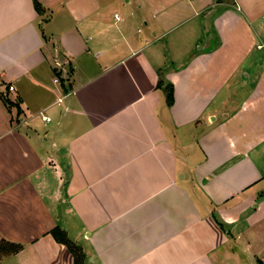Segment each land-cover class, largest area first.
Returning a JSON list of instances; mask_svg holds the SVG:
<instances>
[{
	"label": "crops",
	"instance_id": "crops-1",
	"mask_svg": "<svg viewBox=\"0 0 264 264\" xmlns=\"http://www.w3.org/2000/svg\"><path fill=\"white\" fill-rule=\"evenodd\" d=\"M39 2L0 0V264H74L56 227L85 264H264V0Z\"/></svg>",
	"mask_w": 264,
	"mask_h": 264
},
{
	"label": "trees",
	"instance_id": "trees-1",
	"mask_svg": "<svg viewBox=\"0 0 264 264\" xmlns=\"http://www.w3.org/2000/svg\"><path fill=\"white\" fill-rule=\"evenodd\" d=\"M36 11L42 15L44 14V9L40 4L39 0H33ZM164 86L162 81L158 82L157 88L160 89ZM164 91L167 94L168 105H172L174 103V89L172 85H168L165 87ZM221 225V224H220ZM51 235L55 239L56 242L66 246L70 253L73 256L74 264H85V254L80 246L75 244L72 240L69 239L67 233L59 227L54 228L51 231ZM22 249V245L20 244H12L8 243V255L16 254L20 252Z\"/></svg>",
	"mask_w": 264,
	"mask_h": 264
},
{
	"label": "built area",
	"instance_id": "built-area-1",
	"mask_svg": "<svg viewBox=\"0 0 264 264\" xmlns=\"http://www.w3.org/2000/svg\"><path fill=\"white\" fill-rule=\"evenodd\" d=\"M44 120H45L46 123H49L50 122V119H48V118H45L44 117Z\"/></svg>",
	"mask_w": 264,
	"mask_h": 264
},
{
	"label": "rangeland",
	"instance_id": "rangeland-1",
	"mask_svg": "<svg viewBox=\"0 0 264 264\" xmlns=\"http://www.w3.org/2000/svg\"><path fill=\"white\" fill-rule=\"evenodd\" d=\"M118 12V14H121V12L120 11H117ZM172 60V59H171Z\"/></svg>",
	"mask_w": 264,
	"mask_h": 264
}]
</instances>
